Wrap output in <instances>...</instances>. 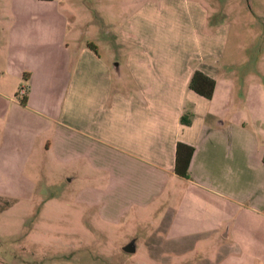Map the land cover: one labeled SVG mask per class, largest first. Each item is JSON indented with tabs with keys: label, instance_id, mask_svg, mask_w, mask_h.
<instances>
[{
	"label": "crops",
	"instance_id": "1",
	"mask_svg": "<svg viewBox=\"0 0 264 264\" xmlns=\"http://www.w3.org/2000/svg\"><path fill=\"white\" fill-rule=\"evenodd\" d=\"M30 1L0 7V177L21 186L53 164L102 220L153 217V261L264 264L263 71L238 78L248 49L226 46L264 38V2L238 0L230 21L219 4L149 0L125 20L100 15L98 37L75 29L66 0ZM195 70L213 79L209 98L188 88ZM177 142L192 147L186 177Z\"/></svg>",
	"mask_w": 264,
	"mask_h": 264
},
{
	"label": "rangeland",
	"instance_id": "2",
	"mask_svg": "<svg viewBox=\"0 0 264 264\" xmlns=\"http://www.w3.org/2000/svg\"><path fill=\"white\" fill-rule=\"evenodd\" d=\"M145 1L149 0L65 2L66 9L78 19L75 29L83 35V31L91 25V30L94 29L100 37V15L110 20H125ZM202 1L209 5L219 4L227 9L226 13H230V21L236 19L235 13L231 16L228 9L238 0ZM13 2H25L34 7L30 0H0V7ZM248 3L252 9L256 6L254 0ZM218 12L215 17L221 16ZM243 35L246 33L243 32ZM244 36L235 42L230 35L226 44L227 47L240 44L248 49L243 51L247 58H237L238 63H243L235 66V75L242 79L245 77L244 70L248 69L244 74L247 84H252L258 77L253 75L255 68L260 69L263 73L259 82L264 85V38L251 40V34ZM252 94L255 105L260 97L256 92ZM24 176L26 180H20L21 186L19 180L0 177V195L15 199L9 207L0 210V264H163L161 258L153 261L150 254L154 252L147 251L146 245H143L153 217L143 222L129 217L120 221L102 220L94 209L74 196L78 190L77 181L68 184L66 170L53 164L46 165L42 172H24ZM131 239H134L135 251L124 252L121 247Z\"/></svg>",
	"mask_w": 264,
	"mask_h": 264
},
{
	"label": "trees",
	"instance_id": "3",
	"mask_svg": "<svg viewBox=\"0 0 264 264\" xmlns=\"http://www.w3.org/2000/svg\"><path fill=\"white\" fill-rule=\"evenodd\" d=\"M214 86L213 79L207 77L203 73L198 70L193 71L189 81L188 88L198 93L199 95L209 98L212 94ZM21 102H24L23 96L21 97ZM180 121L184 124L189 122L187 113H184L180 117ZM192 153V147L182 144L180 142L176 143L175 148V161H174V171L176 174L186 177L188 162L190 159V155ZM262 163L264 164V150L261 157ZM11 205V201L0 197V210H3Z\"/></svg>",
	"mask_w": 264,
	"mask_h": 264
},
{
	"label": "water",
	"instance_id": "4",
	"mask_svg": "<svg viewBox=\"0 0 264 264\" xmlns=\"http://www.w3.org/2000/svg\"><path fill=\"white\" fill-rule=\"evenodd\" d=\"M121 249L124 251V252H127V253H133L135 251V245H134V239H131L129 240L127 243H125Z\"/></svg>",
	"mask_w": 264,
	"mask_h": 264
},
{
	"label": "built area",
	"instance_id": "5",
	"mask_svg": "<svg viewBox=\"0 0 264 264\" xmlns=\"http://www.w3.org/2000/svg\"><path fill=\"white\" fill-rule=\"evenodd\" d=\"M25 90H26V88H25L24 86H20V87L18 88V90H17V94H18L19 96H23V95L25 94Z\"/></svg>",
	"mask_w": 264,
	"mask_h": 264
}]
</instances>
